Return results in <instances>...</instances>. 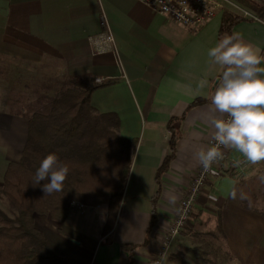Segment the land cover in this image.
I'll return each mask as SVG.
<instances>
[{
	"label": "crops",
	"instance_id": "0c3cea01",
	"mask_svg": "<svg viewBox=\"0 0 264 264\" xmlns=\"http://www.w3.org/2000/svg\"><path fill=\"white\" fill-rule=\"evenodd\" d=\"M258 2V11L235 2L254 17L224 5L201 25L186 26L137 0H0V57L56 64V75L99 78L91 105L115 113L119 134L136 140L112 226L104 229V206L87 207L94 211L86 215L73 204L64 221L40 227L55 249L83 264L149 263L199 164L195 152L212 136L210 96L220 70L207 52L234 31L264 51V0ZM224 12L240 19L220 32ZM102 17L118 60L90 45L105 29ZM204 77L208 85L198 92ZM27 128L25 116L0 104V185L9 162L20 158ZM238 158L230 150L214 167L166 264H264V183L258 179L264 162L239 169L230 164ZM240 191L250 199H239Z\"/></svg>",
	"mask_w": 264,
	"mask_h": 264
},
{
	"label": "trees",
	"instance_id": "16d2710c",
	"mask_svg": "<svg viewBox=\"0 0 264 264\" xmlns=\"http://www.w3.org/2000/svg\"><path fill=\"white\" fill-rule=\"evenodd\" d=\"M234 1L253 11L263 8L259 0ZM239 19L237 14L224 12L220 32L228 31ZM6 70L0 64V75L8 81L11 78L4 106L25 116L28 128L20 158L9 162L0 185V195L10 208L9 214L0 208V264H83L55 249L36 226L35 217L45 215L59 223L68 217L72 202L104 206V229H109L136 140L119 134L115 113H101L91 105L90 96L97 87L92 77L21 74L19 69L14 70L17 75H5ZM52 152L68 164L70 172L63 191L45 196V181L37 186L32 182L40 161Z\"/></svg>",
	"mask_w": 264,
	"mask_h": 264
},
{
	"label": "clouds",
	"instance_id": "9594fccd",
	"mask_svg": "<svg viewBox=\"0 0 264 264\" xmlns=\"http://www.w3.org/2000/svg\"><path fill=\"white\" fill-rule=\"evenodd\" d=\"M207 55L209 63L220 70L208 114L213 143L200 147L195 158L204 171L225 158L222 149L235 151L252 165L264 162V51L234 31L224 33ZM207 85V77L201 78L197 91ZM69 172L67 163L55 152L49 153L40 161L32 185L45 181V196L61 192ZM258 179L264 183V175ZM229 195L237 199V190L233 188ZM239 199L250 198L240 191Z\"/></svg>",
	"mask_w": 264,
	"mask_h": 264
},
{
	"label": "built area",
	"instance_id": "2783aa9c",
	"mask_svg": "<svg viewBox=\"0 0 264 264\" xmlns=\"http://www.w3.org/2000/svg\"><path fill=\"white\" fill-rule=\"evenodd\" d=\"M143 5L151 8L156 13L162 15L168 22H175L186 26H198L209 18L213 17L220 6L229 5L238 10L243 17H254L248 10L240 7L232 0H137ZM102 25L106 26L105 19L102 17ZM90 45L94 53L110 52L115 55L118 60L117 49L112 33L105 27L102 31L89 38ZM213 143L212 136L208 143ZM225 158L219 163H214L211 170L204 171L202 166L198 164L196 167L190 184L185 194L178 200L173 218L164 226L163 234L159 237L157 247L154 251L153 258L148 264H166L173 238L186 227L189 222L192 209L203 191L207 178L213 173L216 165L223 164L228 156L229 151L222 149ZM239 161V163H237ZM230 164L243 169L246 165L244 158L231 159ZM77 208L83 209L81 203H72Z\"/></svg>",
	"mask_w": 264,
	"mask_h": 264
},
{
	"label": "rangeland",
	"instance_id": "374dc122",
	"mask_svg": "<svg viewBox=\"0 0 264 264\" xmlns=\"http://www.w3.org/2000/svg\"><path fill=\"white\" fill-rule=\"evenodd\" d=\"M234 2V0H232ZM0 64H2L4 66V68H6L7 70L6 71H9L8 73H6L5 75H17V74H14V70L17 71V69L20 70V73L23 74V73H34L33 75H56L57 73V69L56 67L58 65L56 64H50V63H38V64H35V65H29L27 66V64L25 63H21V62H14L12 61L11 59L9 58H5V57H0ZM11 80V78H10ZM10 80H6L2 75H0V104H4V94H5V91H6V88L10 82ZM72 203H79V202H72ZM71 203L70 206H72L73 204ZM87 207H90V206H84V209H80L78 208L79 210H82L83 212L85 211V214L86 215H90L93 213L94 210H91ZM96 207H99V206H96ZM0 208L2 210H4L5 212H7L8 214L10 213V208L8 206V203L7 201L5 200V198H3L1 195H0ZM97 213L96 214H99V210L97 209L96 210ZM48 221L52 222L47 216L45 215H37L35 217V224L37 225V227H42L43 225H47L48 227L50 226ZM54 223V222H52ZM41 229V228H40ZM171 250V248H170Z\"/></svg>",
	"mask_w": 264,
	"mask_h": 264
}]
</instances>
